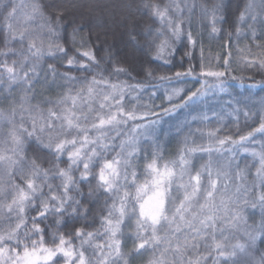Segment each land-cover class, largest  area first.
Returning <instances> with one entry per match:
<instances>
[{"label":"snow or ice","instance_id":"6c2138e0","mask_svg":"<svg viewBox=\"0 0 264 264\" xmlns=\"http://www.w3.org/2000/svg\"><path fill=\"white\" fill-rule=\"evenodd\" d=\"M0 264H264V0H0Z\"/></svg>","mask_w":264,"mask_h":264},{"label":"trees","instance_id":"16d2710c","mask_svg":"<svg viewBox=\"0 0 264 264\" xmlns=\"http://www.w3.org/2000/svg\"><path fill=\"white\" fill-rule=\"evenodd\" d=\"M218 44H213V48L214 49H216V48H218ZM233 67L234 68H236V65H233ZM236 75L237 76H240V75H243V76H245V77H247L248 75H249V73L248 72H241V70L239 69V68H236ZM261 79V76L260 75H255V80L256 81H259ZM245 84H251L253 81H251V80H248V79H245ZM236 83L237 82H233V86L235 87L236 86ZM254 91H256V92H258L259 93V89H255ZM158 95H159V93H158ZM157 104H159V103H161V100L160 99H157L156 101H155ZM165 119H167V120H170V121H172V119L173 118H171V117H166ZM175 150H176V141L175 140H172L170 143H169V151L170 152H175Z\"/></svg>","mask_w":264,"mask_h":264}]
</instances>
